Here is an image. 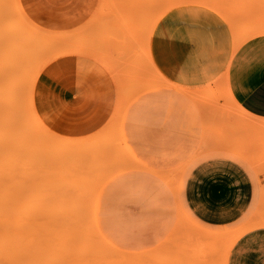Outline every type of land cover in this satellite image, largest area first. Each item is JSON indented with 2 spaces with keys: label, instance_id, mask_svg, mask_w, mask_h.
<instances>
[{
  "label": "rangeland",
  "instance_id": "374dc122",
  "mask_svg": "<svg viewBox=\"0 0 264 264\" xmlns=\"http://www.w3.org/2000/svg\"><path fill=\"white\" fill-rule=\"evenodd\" d=\"M15 2L0 0V264H229L264 218L202 222L185 185L228 158L264 187V126L237 119L227 68L199 63L264 34V0H18L30 21ZM134 171L173 200L140 250L106 230L158 210L130 194Z\"/></svg>",
  "mask_w": 264,
  "mask_h": 264
},
{
  "label": "crops",
  "instance_id": "0c3cea01",
  "mask_svg": "<svg viewBox=\"0 0 264 264\" xmlns=\"http://www.w3.org/2000/svg\"><path fill=\"white\" fill-rule=\"evenodd\" d=\"M232 52L209 55L199 64L218 72L227 68V82L235 99L264 120V34L244 40ZM220 163L223 170L216 169ZM203 165L192 171L185 185L187 204L198 219L211 225H251L264 218L257 214L264 187L250 171L228 158ZM229 264H264V224H254L238 237Z\"/></svg>",
  "mask_w": 264,
  "mask_h": 264
},
{
  "label": "bare ground",
  "instance_id": "6f19581e",
  "mask_svg": "<svg viewBox=\"0 0 264 264\" xmlns=\"http://www.w3.org/2000/svg\"><path fill=\"white\" fill-rule=\"evenodd\" d=\"M16 1V11L20 13L24 19L27 21H30L28 16L25 14L23 8L18 3V0ZM64 1V0H63ZM54 7V6H53ZM52 8V7H51ZM87 9V8H86ZM53 10V9H52ZM70 10V9H68ZM66 11V10H65ZM73 13V12H71ZM83 13V12H82ZM47 14V13H46ZM70 14V13H69ZM48 16V15H47ZM51 16V15H50ZM73 16V15H72ZM68 17V16H67ZM75 17V16H74ZM51 18V17H50ZM69 19V18H68ZM77 19V18H76ZM67 22V20H66ZM69 23V22H68ZM49 24V23H48ZM47 24V25H48ZM72 24V23H71ZM37 27V25H36ZM252 36L251 33H247L245 38H248ZM242 40V39H241ZM240 42V41H239ZM239 45L236 44V46ZM235 46V47H236ZM233 53V52H232ZM232 55V54H231ZM78 58V57H77ZM231 58V57H230ZM229 63V62H228ZM227 74V72H226ZM225 74V75H226ZM90 76V75H89ZM36 78V75L34 76ZM226 77V76H225ZM32 82V85L34 86V81ZM101 78V77H100ZM97 79V78H96ZM226 80V79H225ZM224 80V81H225ZM83 81V80H82ZM90 82V81H89ZM227 83V82H225ZM112 85V84H111ZM226 85V84H225ZM90 87V86H89ZM33 88V87H32ZM110 88V87H109ZM108 88V89H109ZM226 89V87H225ZM227 90V89H226ZM86 91V90H85ZM95 91V90H94ZM111 93V92H110ZM100 94V93H99ZM227 94V93H226ZM228 94L231 97V100L237 105V109H239L237 114V119L247 127H253L258 128L261 126H264L263 118L257 117L250 112H248L244 107L240 105V103L234 98L232 95L230 89L228 88ZM104 95V94H103ZM168 95V94H167ZM170 96V95H169ZM58 97V96H57ZM74 97V96H73ZM173 97V96H172ZM167 98V97H166ZM62 100V99H61ZM99 101V100H98ZM171 101V100H170ZM175 101V100H174ZM179 101V100H177ZM97 103V102H96ZM147 103V102H146ZM144 102L137 103L132 110V117L135 119H139L140 115L142 114V110L148 108L152 109L149 105H147ZM168 105V104H167ZM175 105V103H174ZM73 107V106H72ZM170 107V106H169ZM76 108V107H75ZM78 108V107H77ZM172 107H170L171 109ZM168 107L166 106L165 110L167 111ZM169 110V109H168ZM94 111V110H93ZM98 111V110H97ZM166 111H164L166 113ZM168 112V111H167ZM170 112V111H169ZM168 112V113H169ZM164 113V114H165ZM83 114V113H82ZM170 114V113H169ZM153 115V114H152ZM176 115V114H175ZM86 116V115H85ZM163 116V115H162ZM167 118L169 115H166ZM171 116V114H170ZM35 117L39 121L40 124H43V121L40 119L38 114L35 112ZM72 117V116H70ZM180 117V116H179ZM178 118V117H177ZM76 119V118H75ZM164 117L160 121L163 122ZM169 120V119H168ZM144 121V120H143ZM173 121V120H172ZM171 121V122H172ZM264 121V120H263ZM170 122V121H169ZM157 123V121H155ZM176 123V122H175ZM87 124V123H86ZM80 125V124H79ZM103 125V124H102ZM168 125V124H167ZM177 126V123L175 124ZM87 126V125H86ZM95 126V125H94ZM100 126V125H99ZM171 126V125H170ZM63 127V126H62ZM73 127V126H72ZM97 128V127H96ZM50 132L54 133L52 130L49 129ZM56 134V133H55ZM80 135V134H79ZM65 138H70L67 136H64ZM163 144L166 146V144L163 142ZM167 152V150H166ZM170 152V151H169ZM173 154V153H172ZM168 155V154H167ZM174 155V154H173ZM169 156V155H168ZM175 157V156H174ZM214 177V176H213ZM207 180V179H206ZM126 182V179H124ZM119 184L124 185L126 183ZM120 183V181H119ZM129 183V190L130 194H133L135 196V199L138 203L144 202L145 206L144 209L146 211H150L151 209H158L155 213L152 214L151 219L149 218H139L134 219L132 217H129L130 219L128 221H123L121 219H115L112 222H110L109 226L106 227L107 232L112 236L113 240L115 242L121 243L123 246H125L129 250H140L142 249L146 244L150 242L158 241V239L161 237L163 231L166 228V225L168 223V219L165 216V210L170 205L173 204V200L171 197V193L169 194L168 186L165 182L158 179V181H154V179H151L150 176H147L143 178V176L140 175L139 171H134L130 175V178L128 180ZM237 187V186H236ZM233 193V192H232ZM202 195V194H200ZM195 197V196H194ZM205 198V197H204ZM234 198V197H233ZM196 201V200H195ZM232 201V200H231ZM238 204V203H237ZM227 208V207H226ZM214 209V208H213ZM233 210V209H232ZM213 211V210H212ZM230 211V210H229ZM235 212V211H234ZM212 215V214H210ZM216 215V214H215ZM236 215V214H235ZM234 217V216H233ZM201 218V217H200ZM149 219V221H148ZM212 219V218H211ZM225 219V218H224ZM207 220V219H206ZM200 221V220H199ZM211 221V220H210ZM220 221V220H219ZM243 223V222H242ZM241 223V224H242Z\"/></svg>",
  "mask_w": 264,
  "mask_h": 264
}]
</instances>
